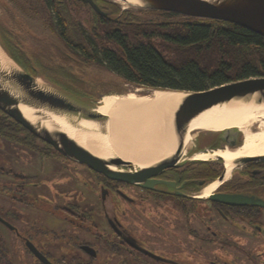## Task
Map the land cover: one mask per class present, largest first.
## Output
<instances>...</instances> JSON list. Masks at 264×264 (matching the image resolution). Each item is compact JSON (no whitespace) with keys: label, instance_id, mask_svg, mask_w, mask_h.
<instances>
[{"label":"flooded vegetation","instance_id":"1","mask_svg":"<svg viewBox=\"0 0 264 264\" xmlns=\"http://www.w3.org/2000/svg\"><path fill=\"white\" fill-rule=\"evenodd\" d=\"M43 1L53 13L52 20L45 21L46 27L54 24L55 31L50 30L56 38L31 26L22 16L8 15L5 3L0 1L4 10V16L0 15L1 40L10 54L13 52L14 60L33 75L50 74L53 81L64 85L69 67L77 65L84 72L86 65L81 63L86 55L85 46L94 51L97 39L88 24L90 19L81 20L80 25L88 27L90 33L85 29L76 33L83 40L69 38L68 32L61 29L66 27V17L57 14V7L64 1ZM140 87L144 90L142 94L148 93L147 86ZM258 119L264 126V117ZM0 121L8 125L5 131L15 136L13 141L18 138L33 141V149L47 158L53 156L67 175L49 180L50 196L28 189L29 185L43 182L32 175L25 180L0 183V195L6 202L11 199L23 203L21 212H14L13 216L9 215L13 207L0 203L1 259H5L6 236L12 235L30 254L33 264L46 263L30 244L52 264H197L198 254L208 255L210 249L220 252L227 248L233 253H215L211 262L237 264V260H244L247 264H264V157L232 160L228 164L223 151L220 153L227 147L239 146L243 133L238 129L199 130L193 133L190 143L183 145L181 141L175 154L156 165L153 163L161 159L144 164L129 160L125 166L113 165L135 177L134 181H124L66 156L1 108ZM180 134H186L183 128ZM201 153L207 157L200 158ZM247 153L262 154L264 150ZM140 166H146L142 173ZM84 189L89 190L88 197L98 205L96 213L87 212ZM228 193L254 196L261 203L230 204L219 199ZM33 206L40 214L32 213ZM45 217L49 222H42ZM97 226H110L113 234L110 245L124 255L118 262L103 258L97 241L70 234V228L98 234L101 231ZM59 242L67 245L69 252H64ZM189 244L191 247H187ZM8 257L19 264L12 256Z\"/></svg>","mask_w":264,"mask_h":264},{"label":"trees","instance_id":"2","mask_svg":"<svg viewBox=\"0 0 264 264\" xmlns=\"http://www.w3.org/2000/svg\"><path fill=\"white\" fill-rule=\"evenodd\" d=\"M0 1L5 3L8 15L20 16L6 1ZM63 1L57 14L66 17V27L61 29L68 32L69 38L83 40L77 35L84 30L78 17L87 13L97 39L94 51L85 46L81 65H102L107 61L123 81L135 86L202 90L264 76V35L234 22L158 9H123L113 0H97L109 13L106 18L83 0ZM51 29H55L54 24ZM66 75L70 89L95 99L111 93L115 86V92H126L122 83L96 74L86 76L77 65L69 67ZM7 126L0 121V134L15 138L5 131ZM7 252L6 245L5 259L0 258V264H14Z\"/></svg>","mask_w":264,"mask_h":264},{"label":"water","instance_id":"3","mask_svg":"<svg viewBox=\"0 0 264 264\" xmlns=\"http://www.w3.org/2000/svg\"><path fill=\"white\" fill-rule=\"evenodd\" d=\"M83 1L89 3L100 14L109 16V13L101 7L97 0ZM128 4L137 8L166 10L186 16L230 21L264 35V0H137V2ZM0 47L5 51L11 64V67L7 69L0 62V108L66 156L84 162L112 178L134 181L135 177L131 178L133 176L131 173L112 167L113 165L125 166L131 161L117 154H113L110 158L101 157L80 144L68 132L51 121L53 115L67 117L73 125H76V118L107 120L108 116L98 111L101 99L83 95L70 89L67 84L63 85L53 81L54 77L51 75L44 74V77L33 75L14 60L13 54H10L1 40V35ZM146 90L148 91L147 95L151 96L155 90L177 89L146 87ZM178 91H183L185 94L173 111L171 127L177 141L173 154L180 147L181 141H183V145L185 142L188 144L189 125L195 117L205 110L233 99L245 102L254 101L258 104L264 103V76L229 81L202 90ZM111 93L127 94L129 92ZM21 104L33 108L36 116L35 122L23 113L20 107ZM49 121H51V124L47 126ZM182 128L186 134H180ZM236 129L243 133V142L244 132L241 128H226L229 132ZM170 156L153 163V165L164 162ZM258 157H264V154L240 156L234 158L233 161H248ZM140 168L142 173L146 166H140ZM138 178L136 177V179ZM219 199L230 204L261 203L254 196L248 197L237 193H228ZM30 248L35 251L43 262L52 264L32 244H30Z\"/></svg>","mask_w":264,"mask_h":264},{"label":"bare ground","instance_id":"4","mask_svg":"<svg viewBox=\"0 0 264 264\" xmlns=\"http://www.w3.org/2000/svg\"><path fill=\"white\" fill-rule=\"evenodd\" d=\"M120 1L124 2L125 7L128 3L137 2V0ZM0 62L4 68L11 67L2 49H0ZM184 94L183 91L178 90H155L151 96L147 94L137 96L135 92L107 93L101 97L98 108L99 112L108 116L107 120L76 118V125H73L67 117L53 115L51 121L101 157L110 158L111 155L117 154L126 160H135L139 164H144L156 158L163 159L175 152L177 141L171 122L173 111ZM111 97L115 98L106 102V99ZM20 107L23 113L35 122L33 108L25 104H21ZM258 117H264V103L233 99L215 105L191 121L187 143L191 142L193 133L199 130L241 128L244 132L242 144L220 151V153L223 151L226 162L230 164L234 158L250 155L248 151L264 150V126ZM199 157L205 158L207 154L201 153Z\"/></svg>","mask_w":264,"mask_h":264},{"label":"rangeland","instance_id":"5","mask_svg":"<svg viewBox=\"0 0 264 264\" xmlns=\"http://www.w3.org/2000/svg\"><path fill=\"white\" fill-rule=\"evenodd\" d=\"M6 1L7 4L11 8H15L20 16H22V19L25 21H29L30 25L33 27H38L40 30L48 32L52 38H56L53 31L54 29H51L50 27H46L47 20H52L53 13L49 6H45V2L43 0H3ZM120 4L123 9L127 8H137L133 7L129 4L128 6H124V2H121L120 0H113ZM123 1V0H122ZM0 15L4 16V10L2 9L0 5ZM88 14L85 13L84 15H81L78 17L81 20H84L85 22L88 20L87 16ZM82 23V21H81ZM88 25V24H87ZM86 26V25H85ZM52 32H51V30ZM84 29L87 31V33H90V30L88 27H84ZM90 36V34H88ZM2 38V36H1ZM1 49V48H0ZM4 51V50H3ZM5 53V51H4ZM86 76L90 75H99L100 77L105 78L106 80H113L115 83H122L123 88L126 90V92H135L137 96H140L144 92L142 87L138 86H132V84H126L127 82L123 81V76L116 73L114 70H112L110 67H108L105 63L102 65H86V67L83 68ZM138 88V89H137ZM112 92H115L112 90ZM115 97H111L106 99L111 100ZM14 139L10 140L5 136H2L0 134V183H12L15 180H25L29 177V175L34 176L33 178L35 180H43V182L38 183L37 185H29L28 189L31 191H34L35 193L48 195L50 196V182L49 180H58V178L61 175L67 176L65 173L62 172V164H57L53 159H55L53 156L46 157L42 153L36 151L33 149V141H26L22 138H18L15 141ZM4 171H3V170ZM19 174V175H18ZM23 175V177H19L20 175ZM58 174V175H57ZM1 176H3L1 178ZM61 181L63 179L60 178ZM59 179V180H60ZM60 181V182H61ZM48 184V185H47ZM66 190V189H64ZM84 197L86 201V208L87 212L93 213L97 211V204H93V199H90L88 197L89 190L84 189ZM61 199H64L62 196H59ZM6 198L4 200V196L0 195V203L5 202L9 206L13 207V211L9 213V215L13 216V213H20L21 207L23 206V203L17 202L14 200H9L6 202ZM15 206V207H14ZM32 213L40 214V210L36 209V207H31ZM34 215V214H33ZM42 222H49L48 218L45 217V219H42ZM29 223V222H28ZM93 229V226H91ZM98 230L101 231L97 234V232H88V231H80L78 229L70 230V234H76V235H82L81 237L85 239H89L92 241H97V244L99 246L101 255L103 258H105L109 262H118L123 255L120 251H116L115 248L111 247V241L113 238L112 230L110 226H97ZM96 228V229H97ZM101 235V236H99ZM97 236L99 239H97ZM108 240V242L106 241ZM66 239L64 240V242ZM70 242V241H69ZM66 244H69L68 242H65ZM54 246L57 245V242H53ZM200 244V243H199ZM6 245L8 247V255L12 256L15 260L18 261L19 264H33V260L30 256V254L26 251V249L22 246V244L18 241H15L14 237L12 235L6 236ZM59 245L63 246L61 242H59ZM201 245V244H200ZM187 247H191L190 244ZM64 252L70 250V248L64 244L63 246ZM204 250L207 253V248L205 247ZM224 253V254H232L233 250H229L228 248L226 251L221 250L220 252H216L215 249H210L207 253L208 255L204 254H198L197 264H213L211 260L214 258L213 256L215 253ZM214 254V255H213ZM213 257V258H212ZM239 263L237 264H247V261L244 260H237Z\"/></svg>","mask_w":264,"mask_h":264}]
</instances>
